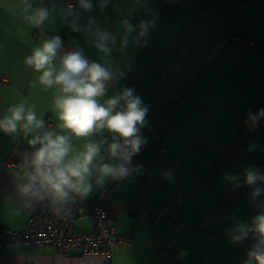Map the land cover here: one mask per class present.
<instances>
[{"label": "crops", "instance_id": "0c3cea01", "mask_svg": "<svg viewBox=\"0 0 264 264\" xmlns=\"http://www.w3.org/2000/svg\"><path fill=\"white\" fill-rule=\"evenodd\" d=\"M100 2L93 0L92 12L81 11L80 24L94 17L92 30L99 27L116 37L108 56L92 45L88 32H73L59 16L43 30L34 29L19 16L18 0H0V118L10 106L25 102L45 121L41 133L68 134L58 128L55 89L40 85L39 73L24 63L51 36L62 38L64 51L79 47L89 60L123 71L108 95L133 88L148 106V123L141 129L147 143L132 158V165L141 167L130 178L103 186L95 184L94 175L88 197L108 190L109 224L130 242L114 244L107 263L79 251L62 256L53 248L2 245L0 264H243L254 241L230 242L227 230L256 215L264 195L252 201V189L235 186L225 173L242 183L245 168L264 172V120L254 131L245 125L249 112L264 108V0H109L103 10ZM153 16L146 43L136 45L130 37L122 48L120 21L127 17L136 25ZM244 29L251 31L254 50L229 42ZM30 138L0 133V230L23 229L40 205L21 208L16 192L23 180L20 158L33 150ZM105 139L111 142L106 130L72 137L71 143L78 151L88 140ZM106 147L97 164L108 162ZM159 148L166 153L158 154ZM92 229L89 215L74 225L76 232ZM166 245L170 254L164 253Z\"/></svg>", "mask_w": 264, "mask_h": 264}, {"label": "clouds", "instance_id": "9594fccd", "mask_svg": "<svg viewBox=\"0 0 264 264\" xmlns=\"http://www.w3.org/2000/svg\"><path fill=\"white\" fill-rule=\"evenodd\" d=\"M109 0H101L103 10ZM78 5V7H77ZM93 0H77L74 5L65 2L57 5L54 0H18L16 9L28 26L43 30L57 16L73 32H88L92 45L105 56L110 55L116 37L99 27L92 30L94 17L88 24H80V13L93 11ZM156 17L141 20L134 25L125 17L120 21L123 28L121 46L126 48L131 37L132 43L142 46L155 26ZM135 33V35H133ZM64 43L59 35L51 36L36 46L24 63L39 73L38 82L44 88L55 89L53 106L59 121L58 128L70 134H60L45 129V121L38 116L35 106L25 102L12 105L0 118V133L16 137L23 133L31 136L27 143L33 150L23 154L19 166L23 180L16 184V192L22 200L21 208L31 209L38 204H46L59 213L66 209L76 197L87 198L95 184L103 186L108 181H122L139 172V165H132V158L138 155L147 143L141 129L147 126L148 106L133 88L124 87L122 91L108 95L110 84L123 77V71H115L95 60H89L83 49L73 47L64 51ZM107 96L101 102V98ZM264 120V108L256 113L249 112L245 125L254 131ZM106 130L111 134L99 142L88 140L82 150H75L71 138H89ZM108 154V162L97 164L101 149ZM166 173V177H170ZM225 178L237 187L252 189L249 196L258 201L264 195V172L258 168L247 167L243 171V182L237 175L225 173ZM260 209L249 221L237 220L227 230L230 242L242 243L251 238L254 242L246 252L243 264H264V201ZM186 253H181L185 255Z\"/></svg>", "mask_w": 264, "mask_h": 264}, {"label": "built area", "instance_id": "2783aa9c", "mask_svg": "<svg viewBox=\"0 0 264 264\" xmlns=\"http://www.w3.org/2000/svg\"><path fill=\"white\" fill-rule=\"evenodd\" d=\"M65 2L75 5L76 0H64L62 4ZM230 41L242 42L248 50H254L256 46L249 30H236ZM261 60L264 65V54ZM157 152L161 155L166 153L162 148ZM109 204L107 189H103L93 198L76 197L66 209L59 213L53 212L45 202L30 215L23 229L3 230L0 234V246L28 245L35 249L53 248L62 256L79 251L83 255H98L103 263H107L114 244L130 241L129 238L116 234L109 224ZM82 215L91 216L92 231L76 232L74 230L76 220ZM163 250L170 254L169 245H166Z\"/></svg>", "mask_w": 264, "mask_h": 264}, {"label": "trees", "instance_id": "16d2710c", "mask_svg": "<svg viewBox=\"0 0 264 264\" xmlns=\"http://www.w3.org/2000/svg\"><path fill=\"white\" fill-rule=\"evenodd\" d=\"M236 32V31H235ZM235 34V33H234ZM234 34H232L230 37H229V42H232V41H230V38L234 35ZM238 36V35H237ZM238 38H239V36H238ZM235 42H238V41H235ZM108 191V190H107ZM5 230V229H4ZM2 231H3V229L2 230H0V234L2 233ZM165 253V252H164ZM168 254V253H167Z\"/></svg>", "mask_w": 264, "mask_h": 264}, {"label": "rangeland", "instance_id": "374dc122", "mask_svg": "<svg viewBox=\"0 0 264 264\" xmlns=\"http://www.w3.org/2000/svg\"><path fill=\"white\" fill-rule=\"evenodd\" d=\"M244 30H249V29H244ZM250 31V30H249ZM252 36V35H251ZM184 113H186V111H183ZM200 115V114H199ZM161 148H159L158 150H160ZM162 149H164V148H162ZM165 150V149H164ZM165 152H166V150H165ZM158 153V152H157ZM128 238V237H127ZM130 242V241H129ZM170 248V247H169ZM169 252H170V249H169Z\"/></svg>", "mask_w": 264, "mask_h": 264}]
</instances>
